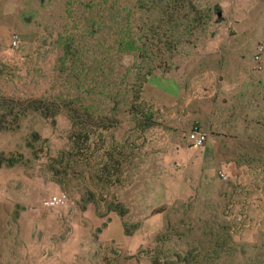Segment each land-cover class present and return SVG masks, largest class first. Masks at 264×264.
<instances>
[{"label": "trees", "instance_id": "trees-1", "mask_svg": "<svg viewBox=\"0 0 264 264\" xmlns=\"http://www.w3.org/2000/svg\"><path fill=\"white\" fill-rule=\"evenodd\" d=\"M21 1L22 5L30 2ZM11 3L16 4L0 0V18ZM43 4L39 0L38 6ZM57 7L58 17L48 15L37 25L34 47L24 54L22 42L18 48L9 45L8 57L0 59V133L18 131L30 116H39L53 128L65 117L69 127L61 150L50 154L48 138L36 130L26 147L35 159L40 154L53 155L56 177L75 161L93 167L94 158L98 159L91 177L98 192L89 190L87 200L98 208L103 202L125 217L127 207L115 195L109 200L111 194L105 190L127 184L141 140L146 132L161 126L162 110L144 98V90L153 74H168L183 48L188 49L206 31L208 13L199 0H63ZM52 42L46 55L49 71L39 62L43 73L30 70L40 50ZM195 69L196 65L192 72ZM14 73L31 75L33 89L18 95L7 88L4 79L12 82L8 78ZM249 80L250 75L239 79L231 90L218 87L210 109L205 94L208 109L201 112V118L207 139L231 140L240 167L232 185L219 193L223 198L220 213L212 210L215 205L205 203V251L187 242L184 249L175 248L189 231L181 219L155 236L154 247L139 251L150 264H264V87L256 91ZM219 81L225 82L226 77L219 76L216 84ZM124 124L126 137H115ZM194 124L204 129L201 122ZM19 157L23 156L1 157L0 167L15 166L21 162ZM250 232L260 239H247L244 247Z\"/></svg>", "mask_w": 264, "mask_h": 264}, {"label": "rangeland", "instance_id": "rangeland-1", "mask_svg": "<svg viewBox=\"0 0 264 264\" xmlns=\"http://www.w3.org/2000/svg\"><path fill=\"white\" fill-rule=\"evenodd\" d=\"M11 1L16 4H8L0 18V59L8 57L9 45L18 48L22 42L24 54L34 47L40 20L48 15L58 17L60 9L55 5L63 0H42L40 7L39 0H30L26 5L21 0ZM199 3L208 13L206 31L188 49L183 48L185 52L168 74H153L144 90V98L162 110L161 126L146 132L141 140L127 184L105 190L111 194L109 200L115 195L127 207L125 217L110 211L103 202L98 208L87 200L89 190L96 195L98 192L91 180L98 159L94 158L93 167L75 161L56 177L53 155L40 154L35 159L26 147L29 135L36 130L48 138L50 154L61 150L62 137L69 127L65 117L61 116L53 128L39 116H30L18 131L0 133V158L23 156L13 167H0V264H150L139 251L153 246L159 232H165L168 225H177L181 219H185L189 231L185 232L183 243L177 240L175 248L182 250L187 242L192 248L205 251V203L215 205L212 210L220 213L223 198L219 193L232 185L240 167L235 162L231 140L216 139L210 146L207 139L205 146L193 148L188 143V131L196 121L205 130L201 118V112L208 109L205 94L210 109L218 87L233 89L241 74L249 77L247 70L254 71L249 80L254 89L264 87L260 79L264 69L259 71L253 61L259 46H264V0ZM54 44L40 50L30 70L43 73L39 62L46 73L49 71L50 57L46 55ZM185 65L191 71L185 70ZM219 76L226 77V81L216 84ZM29 77L28 73H14L8 78L12 82L4 79V83L21 95L24 90L33 89ZM120 110L123 112L124 108ZM125 126L114 132L115 137H126ZM53 196H58L63 205L49 207ZM251 234L245 235L244 247L247 239H260ZM240 251L238 248L239 254ZM132 256L135 258L127 259Z\"/></svg>", "mask_w": 264, "mask_h": 264}, {"label": "built area", "instance_id": "built-area-1", "mask_svg": "<svg viewBox=\"0 0 264 264\" xmlns=\"http://www.w3.org/2000/svg\"><path fill=\"white\" fill-rule=\"evenodd\" d=\"M17 38L14 39V44H17ZM262 50H264V46L260 45L258 48L257 53L254 56V60L258 66V69H261L260 63L262 61V56L260 55ZM208 134L205 132L199 124H194L190 130L188 131V143L190 146L193 148H200L203 147L207 141ZM63 201L58 197V196H53L49 202L48 206L53 207V206H61L63 205Z\"/></svg>", "mask_w": 264, "mask_h": 264}, {"label": "crops", "instance_id": "crops-1", "mask_svg": "<svg viewBox=\"0 0 264 264\" xmlns=\"http://www.w3.org/2000/svg\"><path fill=\"white\" fill-rule=\"evenodd\" d=\"M264 12V11H263ZM263 57V61H262V69H264V56H262ZM256 66V65H255ZM248 67V66H247ZM256 68V67H255ZM246 69V68H245ZM254 69V68H253ZM254 71H249V70H247V73H249L250 75H252V73H253ZM242 76H241V78H247V76L246 75H244V74H241ZM260 79H262V81H264V77H262V78H260ZM258 83V82H257ZM204 130V129H203ZM205 131V130H204ZM209 133V132H208ZM217 140L214 138V137H209L208 138V145H210V146H213V144L216 142ZM205 146V145H204Z\"/></svg>", "mask_w": 264, "mask_h": 264}, {"label": "flooded vegetation", "instance_id": "flooded-vegetation-1", "mask_svg": "<svg viewBox=\"0 0 264 264\" xmlns=\"http://www.w3.org/2000/svg\"><path fill=\"white\" fill-rule=\"evenodd\" d=\"M254 56H255V54H254ZM254 56H253V61H254L255 65H257L256 62H255V60H254Z\"/></svg>", "mask_w": 264, "mask_h": 264}]
</instances>
